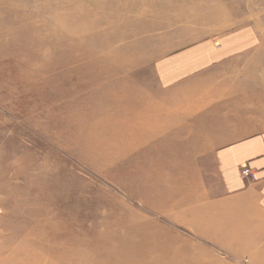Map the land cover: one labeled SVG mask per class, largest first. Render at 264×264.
<instances>
[{
  "label": "rangeland",
  "instance_id": "1",
  "mask_svg": "<svg viewBox=\"0 0 264 264\" xmlns=\"http://www.w3.org/2000/svg\"><path fill=\"white\" fill-rule=\"evenodd\" d=\"M140 3L160 14L114 18L103 0H0V264H264V218L221 191L212 156L196 158L199 143L184 142L196 128H177L174 107L139 116L164 122L176 144L158 134L154 155L120 157L133 167L91 161L82 148L104 106L117 117L158 102L155 59L264 18V0ZM114 65L125 70L111 76ZM154 180L165 185L150 192Z\"/></svg>",
  "mask_w": 264,
  "mask_h": 264
},
{
  "label": "crops",
  "instance_id": "2",
  "mask_svg": "<svg viewBox=\"0 0 264 264\" xmlns=\"http://www.w3.org/2000/svg\"><path fill=\"white\" fill-rule=\"evenodd\" d=\"M154 61L158 102L174 105L177 128H196L184 142L212 156L224 194L264 218V18Z\"/></svg>",
  "mask_w": 264,
  "mask_h": 264
},
{
  "label": "bare ground",
  "instance_id": "3",
  "mask_svg": "<svg viewBox=\"0 0 264 264\" xmlns=\"http://www.w3.org/2000/svg\"><path fill=\"white\" fill-rule=\"evenodd\" d=\"M122 1H124L125 4H123L121 6L119 2H122ZM140 1H142V0H103L104 3L109 4L113 7V17L114 18H116L115 15L120 10L124 11L126 14H130V15L136 17L137 16L136 14L138 13V9L141 10L142 8L144 9V11L156 12V15L160 14V13H158V9L156 10V8H157L156 6H154V5L148 6L145 9L144 6L140 3ZM126 2H128L129 5L126 4ZM93 3H94V6L96 8L101 7V4H102L99 2H93ZM219 16L224 18L223 15H219ZM209 17L214 22H218L222 19L221 17L220 18L216 17V16L212 15L211 13H210ZM87 24L89 25V22ZM143 24H144L143 26L147 29V31L155 30V29H161V28H164L167 26L166 22L161 23V24H159L158 22L154 23V24L143 22ZM139 31H143V30H141V29L140 30H137V29L134 30V32H139ZM166 54L167 53H165L163 55H166ZM117 66L118 65H114L111 68H109V71H112V68L114 70L112 72L111 76L115 75L118 72H122L123 70H125L124 68H122L120 66H118V68H117ZM96 68L99 71H103L102 67L98 66ZM154 70H155V68H154ZM156 83L157 82L154 79V87L152 88V91H154L153 96H158L160 94V90H157ZM169 103L170 102H168V101H163L161 103L154 101L153 103H144L141 106L134 107V109H132L131 107H127V109H126L127 112L124 114H121L117 117L107 115L106 111L109 109V107L104 106V108L99 110L101 113V115H100L101 116V119H100L101 123L99 124V127L95 130L93 127H91L88 138L83 139L81 141V145H82L83 150L88 152L87 155H88V158L91 159V161H93V160L104 161V162L107 161L110 163H115L116 161L117 162L120 161L119 166H121L122 168H127L129 166L133 167L132 159H130L128 161H122V160H119L120 157L129 156L131 154L133 155V154H135V152L139 151V148H141V147H143V150H144L143 155H150V154L154 155L155 153H157L159 151V150H157V152H156L154 150V147L158 142L157 138L160 136L158 134H162L163 136H165L164 142H166L167 145L173 146V144H176V143H173L174 142V140L172 139L173 135H172V133H168V131H169L167 129L168 127L164 124V122H162L161 120H159L155 116L149 117V118L139 117V116L143 115V113H145V115H147V114H149L150 111H156V110L157 111H163L167 108L174 107V105H169ZM110 107L112 108V105ZM113 123L117 124V126H119V127L112 128L111 125ZM189 143L191 144V146H190L191 148L196 147V144H197L196 141L189 142ZM182 148L183 147H179L177 149H182ZM197 151H198L197 149L196 150L194 149V152H197ZM190 158H194V157L190 156ZM184 169H185L184 167H181V169L178 172H176V173L173 172L171 174V179H173V177H176V178L183 177L182 175L185 173ZM141 171H142L141 175L145 178V180H147L150 177L151 171L150 170H141ZM101 173L105 174V175L106 174L110 175L109 172L107 173V170H102ZM195 175L193 174V177ZM126 177H127V174H126ZM152 182H154L155 185H154V187L150 188L151 189V190H149L150 192H153V191L156 192V191H158V188L160 187V185H165V181L156 182L154 180ZM117 184H118V186L122 187L123 190H125V192H127L130 195L129 188L127 186L122 184V182L120 183V181H118ZM195 184H198V183L196 182ZM133 198H137V197L133 196ZM165 199H167V200L169 199L168 194H166ZM140 202L142 205L143 204H145V205L149 204L147 199L141 198ZM142 236H143V238L145 237L144 235H142ZM143 238L141 239V241L145 242L146 239H143ZM168 241H169V239L167 240V243H168ZM135 245H136L135 250H139V248L142 246V244H140V243L137 245L136 241H135ZM170 247H169V250H171ZM155 248H156V249H154L155 252L156 251L157 252L164 251V248H162L161 246H156ZM65 262H66L65 264H70L68 259H65Z\"/></svg>",
  "mask_w": 264,
  "mask_h": 264
},
{
  "label": "built area",
  "instance_id": "4",
  "mask_svg": "<svg viewBox=\"0 0 264 264\" xmlns=\"http://www.w3.org/2000/svg\"><path fill=\"white\" fill-rule=\"evenodd\" d=\"M240 174L245 179H250V178L253 179L252 174L250 172V169L248 167H246V166H243L241 168Z\"/></svg>",
  "mask_w": 264,
  "mask_h": 264
}]
</instances>
